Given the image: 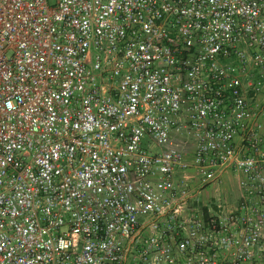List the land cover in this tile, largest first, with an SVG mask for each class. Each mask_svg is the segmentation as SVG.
Wrapping results in <instances>:
<instances>
[{"label":"built area","instance_id":"obj_1","mask_svg":"<svg viewBox=\"0 0 264 264\" xmlns=\"http://www.w3.org/2000/svg\"><path fill=\"white\" fill-rule=\"evenodd\" d=\"M0 264H264V0H0Z\"/></svg>","mask_w":264,"mask_h":264}]
</instances>
